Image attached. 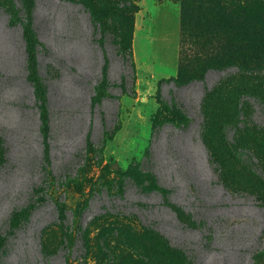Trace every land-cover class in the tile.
Masks as SVG:
<instances>
[{
  "label": "rangeland",
  "instance_id": "obj_1",
  "mask_svg": "<svg viewBox=\"0 0 264 264\" xmlns=\"http://www.w3.org/2000/svg\"><path fill=\"white\" fill-rule=\"evenodd\" d=\"M0 264H264V0H0Z\"/></svg>",
  "mask_w": 264,
  "mask_h": 264
},
{
  "label": "trees",
  "instance_id": "obj_2",
  "mask_svg": "<svg viewBox=\"0 0 264 264\" xmlns=\"http://www.w3.org/2000/svg\"><path fill=\"white\" fill-rule=\"evenodd\" d=\"M126 6H130V3H128L127 1H123L122 8ZM121 17H122V20H121V24L119 25L120 27H119V32L117 34V37L118 36L120 37V38L118 37V41H119L121 52L124 50L125 51L128 50V53H129L130 52L129 41L133 33V28H132L131 23L133 22V20L131 18H130V21L127 20V17L124 14H122ZM107 33H109V29H106V31H104V34H107ZM43 85H44V90H45V96L44 98L40 97L38 100V107L40 110V129H41L42 134L48 138L50 136V128H51V124H50L51 114H50L49 95H48L49 87L47 83L43 82ZM122 86H123L124 92L127 93L128 91H127L125 83H123ZM117 129H119V127ZM105 133L110 134L109 130H105ZM4 155L6 158V151H4ZM129 172H130V175L132 176H137L142 173L141 170H138L132 166H130Z\"/></svg>",
  "mask_w": 264,
  "mask_h": 264
}]
</instances>
